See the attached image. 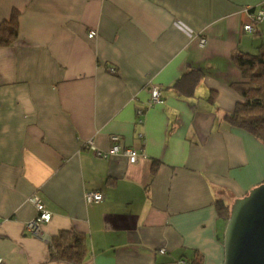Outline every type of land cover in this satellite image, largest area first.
Instances as JSON below:
<instances>
[{"label":"crops","instance_id":"1","mask_svg":"<svg viewBox=\"0 0 264 264\" xmlns=\"http://www.w3.org/2000/svg\"><path fill=\"white\" fill-rule=\"evenodd\" d=\"M247 6L264 0H0V22L17 12L19 23L0 47L3 264H74L25 229L33 193L51 212L47 235L85 234L78 264H176L195 251L223 264L215 200L264 181V144L224 120L243 100L232 52L264 47V21L243 28ZM191 70V93L173 87ZM112 134L135 162L110 152ZM87 191L103 198L89 204Z\"/></svg>","mask_w":264,"mask_h":264},{"label":"trees","instance_id":"2","mask_svg":"<svg viewBox=\"0 0 264 264\" xmlns=\"http://www.w3.org/2000/svg\"><path fill=\"white\" fill-rule=\"evenodd\" d=\"M19 31L18 14L0 22V47L12 44ZM232 60L240 70L243 79L234 82L231 87L241 96L234 109L224 114V120L231 126L241 128L264 144V47L257 52H232ZM201 78V73L191 70L179 78L173 87L181 92L191 93L193 86ZM215 206L222 224L228 220L230 205L223 199H216ZM50 259L66 260L74 264L81 263L87 254L86 236L73 230H61L51 235L46 242ZM185 264H203L202 253L195 251L181 257Z\"/></svg>","mask_w":264,"mask_h":264},{"label":"water","instance_id":"3","mask_svg":"<svg viewBox=\"0 0 264 264\" xmlns=\"http://www.w3.org/2000/svg\"><path fill=\"white\" fill-rule=\"evenodd\" d=\"M223 264H264V181L230 204Z\"/></svg>","mask_w":264,"mask_h":264},{"label":"built area","instance_id":"4","mask_svg":"<svg viewBox=\"0 0 264 264\" xmlns=\"http://www.w3.org/2000/svg\"><path fill=\"white\" fill-rule=\"evenodd\" d=\"M245 12L248 14L250 18V22L243 25V28L245 31H254L255 30V24L261 21H264V9L260 8L256 11H250L252 7H245ZM95 35L94 30H90L88 32V36L92 37ZM205 42V39L202 38L200 40V44L203 45ZM108 70L110 72H115L114 67L110 66L108 67ZM151 94V103H160L162 102V94L161 89L158 86H152L150 89ZM120 135L119 134H112L110 136L111 140V148L110 152H123L125 155L128 156L130 162H135L138 158V152L130 147H122L119 144L120 141ZM89 143L91 144L92 141L90 140ZM97 154L99 156H107L106 152L97 150ZM103 198L102 193L98 191H87L85 192V200L87 203H98ZM28 201L31 202L36 209V214L25 223V229L32 234L36 235L37 237L41 238L43 241L47 242L50 240L49 235H47L43 230V225L47 223L51 218V212L45 207V204L43 203L41 197L38 193H33L28 197ZM162 251V250H161ZM0 264H3V260L0 257ZM176 264H185V260L180 258Z\"/></svg>","mask_w":264,"mask_h":264}]
</instances>
